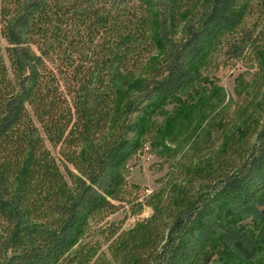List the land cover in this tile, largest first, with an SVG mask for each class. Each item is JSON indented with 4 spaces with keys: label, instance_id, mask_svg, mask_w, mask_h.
I'll return each instance as SVG.
<instances>
[{
    "label": "trees",
    "instance_id": "obj_1",
    "mask_svg": "<svg viewBox=\"0 0 264 264\" xmlns=\"http://www.w3.org/2000/svg\"><path fill=\"white\" fill-rule=\"evenodd\" d=\"M254 1L264 11V0H167L164 13L171 7L183 16L180 47L150 0H14L13 9L3 7L10 66L0 41V264H85L90 250L82 241L92 223L128 201L126 179L115 170L138 149L132 112L193 87L192 67L234 37ZM157 25L163 45L172 43L160 57ZM261 39L241 37L255 48L259 69L251 99L209 148L216 169H193L150 217L128 231L113 228L114 264H195L218 238L248 259L264 246V134L255 126L264 116ZM125 75L140 76V96L125 99ZM254 106L253 115L245 110ZM183 191L194 194L186 207L177 200ZM220 204L251 216L252 228L230 223L219 233L206 212Z\"/></svg>",
    "mask_w": 264,
    "mask_h": 264
},
{
    "label": "rangeland",
    "instance_id": "obj_2",
    "mask_svg": "<svg viewBox=\"0 0 264 264\" xmlns=\"http://www.w3.org/2000/svg\"><path fill=\"white\" fill-rule=\"evenodd\" d=\"M13 2L14 0H0V41L8 66L10 63L7 48L10 41L4 32L6 24L2 10L6 5L13 9ZM150 2L154 4L157 20H168L167 33L170 41L180 47L185 43L187 33L183 32V16L173 13L171 7L170 11L164 13V9L170 6L167 0ZM10 14H6V19ZM246 32H252L253 36H262L260 45L264 46V11L257 6L256 1L252 3L250 14L237 28L234 37L226 38L224 47L219 52L210 53L197 67H192L195 82L193 87L178 92L174 98L163 100L146 112H132V121L140 130L136 135L138 149L123 169L115 170L126 179L128 201H117L115 212L110 213L99 224L92 223V232L82 241L90 250L85 264H114L109 246L118 232L112 235L115 232L113 228L128 231L138 222L150 217L155 210L154 206L161 198L170 194L168 190L177 183L187 182L193 169L203 175L216 169L215 162L207 154L209 148L220 144L222 125L238 118L240 106L249 98L248 93L256 83L255 75L259 64L255 48L250 46V42L241 40ZM154 34L160 43L155 55L158 52L157 57L162 56L164 48L172 52L170 41L168 47L161 42V25L154 27ZM26 43L23 39V44ZM33 48L38 50L37 45H33ZM139 78V75H127L120 79L119 84L126 100L131 94L133 98L141 95L142 86L137 87L136 83ZM143 81L144 79L141 80ZM144 95L146 100H150L147 93ZM247 107L245 110L251 115L258 112L255 106L249 109ZM255 126L258 127L259 134H264V116ZM48 146L51 148L49 143ZM52 150L60 159L58 150ZM193 196L194 194L183 191L177 197L179 205L186 207ZM224 208L222 204L206 212L208 218L216 222L219 233H224L225 226L233 227V224L237 230L252 228L249 226L252 223L251 216L235 215L232 210L224 212ZM195 264H264V246L260 245L257 256L248 259L244 255L238 257L229 252L225 240L218 238L203 250Z\"/></svg>",
    "mask_w": 264,
    "mask_h": 264
}]
</instances>
